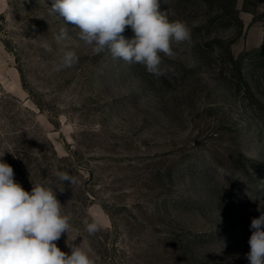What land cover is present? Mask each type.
<instances>
[{"label": "rangeland", "instance_id": "374dc122", "mask_svg": "<svg viewBox=\"0 0 264 264\" xmlns=\"http://www.w3.org/2000/svg\"><path fill=\"white\" fill-rule=\"evenodd\" d=\"M51 3L0 0V160L26 191H56L71 216L57 246L95 264H249L264 212V0H159L191 31L161 53V76L93 55ZM62 47L79 62L57 70Z\"/></svg>", "mask_w": 264, "mask_h": 264}, {"label": "clouds", "instance_id": "9594fccd", "mask_svg": "<svg viewBox=\"0 0 264 264\" xmlns=\"http://www.w3.org/2000/svg\"><path fill=\"white\" fill-rule=\"evenodd\" d=\"M50 11L65 24L75 25L78 39L93 55L110 52L113 58L138 63L155 76L164 74L161 53L170 57L173 42L191 41L187 24L169 21L167 13L160 11L159 0H52ZM127 28L131 38L123 35ZM68 39L66 28L54 36L57 45ZM61 53L57 70L79 62L76 51L62 47ZM53 174L64 184L80 183L68 172L54 169ZM62 208L52 187L36 183L31 192L26 191L15 181L12 166L0 160V264H95L90 249L70 245L68 254L57 246L62 234L71 230V216ZM83 224L89 235L102 228L98 215L91 220L85 217ZM250 228L246 259L249 264H264V212L252 219Z\"/></svg>", "mask_w": 264, "mask_h": 264}]
</instances>
